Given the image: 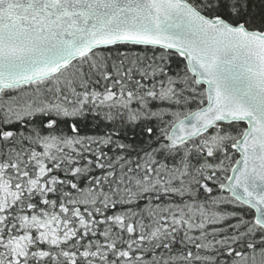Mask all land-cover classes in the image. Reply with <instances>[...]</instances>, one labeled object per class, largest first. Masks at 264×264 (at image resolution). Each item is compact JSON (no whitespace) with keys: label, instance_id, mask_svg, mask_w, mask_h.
<instances>
[{"label":"snow or ice","instance_id":"obj_1","mask_svg":"<svg viewBox=\"0 0 264 264\" xmlns=\"http://www.w3.org/2000/svg\"><path fill=\"white\" fill-rule=\"evenodd\" d=\"M0 264H264V0H0Z\"/></svg>","mask_w":264,"mask_h":264}]
</instances>
